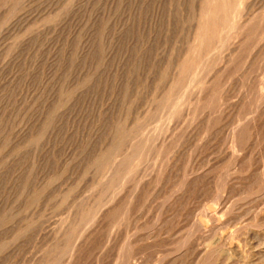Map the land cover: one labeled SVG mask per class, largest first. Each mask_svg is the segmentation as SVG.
<instances>
[{
    "label": "rangeland",
    "instance_id": "1",
    "mask_svg": "<svg viewBox=\"0 0 264 264\" xmlns=\"http://www.w3.org/2000/svg\"><path fill=\"white\" fill-rule=\"evenodd\" d=\"M201 263L264 264V0H0V264Z\"/></svg>",
    "mask_w": 264,
    "mask_h": 264
},
{
    "label": "bare ground",
    "instance_id": "2",
    "mask_svg": "<svg viewBox=\"0 0 264 264\" xmlns=\"http://www.w3.org/2000/svg\"><path fill=\"white\" fill-rule=\"evenodd\" d=\"M236 157V156H235ZM237 160V159H236ZM262 163V162H261ZM256 182V181H255ZM261 186V185H260ZM246 191V190H245ZM248 191V190H247ZM243 192V191H242ZM239 196V195H238ZM245 199V198H244ZM262 208V207H261ZM225 210V209H224ZM222 211V210H221ZM260 211H262V210H260ZM259 211V212H260ZM207 212V211H206ZM205 212V213H206ZM220 212V211H219ZM221 213V212H220ZM246 213V212H245ZM210 214V213H209ZM260 214V213H259ZM202 215V214H201ZM243 216V215H242ZM207 217V216H206ZM204 218V217H203ZM241 218V217H240ZM250 218V217H249ZM251 220H252V218H251ZM246 221V220H245ZM237 222H238V220H237ZM263 222V221H262ZM191 223V222H190ZM244 223V222H243ZM257 230V229H256ZM233 234V233H232ZM247 234V233H246ZM232 236V235H231ZM234 236V235H233ZM247 236V235H246ZM251 238V237H250ZM253 238V237H252ZM259 239V238H258ZM262 240H263V238H262ZM250 247V246H249ZM257 247H258V245H257ZM239 248V247H238ZM236 249V248H235ZM191 250V249H190ZM211 250V249H210ZM213 250V249H212ZM218 250V249H217ZM216 250V251H217ZM252 251V250H251ZM255 251V250H254ZM210 252V251H209ZM213 252V251H212ZM212 252H211V254H212ZM215 252V251H214ZM213 252V253H214ZM260 252V251H259ZM259 252H258V254H259ZM216 253V252H215ZM254 253V252H253ZM206 254V253H205ZM204 254V255H205ZM217 254V253H216ZM220 255L222 254V255H224L227 259L228 258H232V255H233V253L231 252V249H227V250H222L221 251V249H220V253H219ZM215 255V254H214ZM236 255H238V254H236ZM234 256V255H233ZM258 256V255H257ZM184 257V256H183ZM205 257H207V255L205 256ZM219 257V256H218ZM249 257V256H248ZM198 258V257H197ZM182 259V258H181ZM202 259H204V257L202 258ZM207 259V258H206ZM213 258H211V260H212ZM214 259H217L216 257L214 258ZM179 261V260H178ZM202 261V260H201ZM203 262V261H202ZM205 262V261H204ZM208 262V261H207ZM207 262H205V263H207ZM212 262H214V261H212ZM198 263V262H197ZM201 264H203V263H201ZM253 264V263H252Z\"/></svg>",
    "mask_w": 264,
    "mask_h": 264
}]
</instances>
